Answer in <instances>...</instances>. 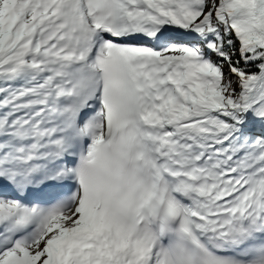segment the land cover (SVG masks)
<instances>
[{
  "label": "snow or ice",
  "instance_id": "snow-or-ice-1",
  "mask_svg": "<svg viewBox=\"0 0 264 264\" xmlns=\"http://www.w3.org/2000/svg\"><path fill=\"white\" fill-rule=\"evenodd\" d=\"M0 264H264V0H0Z\"/></svg>",
  "mask_w": 264,
  "mask_h": 264
}]
</instances>
